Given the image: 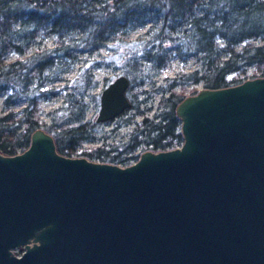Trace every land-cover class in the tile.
<instances>
[{"label": "water", "instance_id": "water-1", "mask_svg": "<svg viewBox=\"0 0 264 264\" xmlns=\"http://www.w3.org/2000/svg\"><path fill=\"white\" fill-rule=\"evenodd\" d=\"M127 85L101 89L96 122L129 107ZM174 113L180 144L125 164L62 155L41 128L0 153V264H264V75Z\"/></svg>", "mask_w": 264, "mask_h": 264}, {"label": "trees", "instance_id": "trees-1", "mask_svg": "<svg viewBox=\"0 0 264 264\" xmlns=\"http://www.w3.org/2000/svg\"><path fill=\"white\" fill-rule=\"evenodd\" d=\"M147 21L144 37L123 42L121 34L127 28ZM41 28L53 35V44L35 46L24 54L33 43L34 31ZM110 41L124 45V54L117 61L128 80L129 106L137 113L143 112L138 109V92L133 87L160 73L172 53L182 58L195 56L201 68L164 77L163 83L153 88L159 93L154 110L150 115L141 114L123 139L109 144L114 153L106 151V143L101 141L88 148L79 145L94 140L98 132L92 116L84 118V91L92 85L80 79L81 66L71 90L62 92V105L47 113L48 123L38 118L37 106V96L54 93L42 86L73 61L71 50L108 48ZM6 51L14 54L9 61L3 59ZM139 60L146 62L149 73L139 69ZM263 75L264 0H0L1 103L8 106L24 95L29 97L28 114L21 113L17 119L13 111L0 114V153L13 154L16 147L23 150L29 133L40 127L52 136L62 155L125 164L130 158L125 155L137 145L164 150L180 144L174 106L197 90H186L184 85L216 88ZM130 117L122 121L128 123ZM132 156L134 159L137 154Z\"/></svg>", "mask_w": 264, "mask_h": 264}, {"label": "rangeland", "instance_id": "rangeland-1", "mask_svg": "<svg viewBox=\"0 0 264 264\" xmlns=\"http://www.w3.org/2000/svg\"><path fill=\"white\" fill-rule=\"evenodd\" d=\"M149 26V22H145L140 26L137 27H130L127 28L124 33L121 34V37L124 41H134L140 37H144V34L147 30V27ZM54 38L51 34L43 33V28L37 29L34 31V37H33V43L26 47L25 54L30 53V51L35 46H48L50 47L53 44ZM110 45L108 48L105 46H98V48L95 51L88 52L87 50H79V49H73L71 50V54L74 55L73 61L62 71H60L59 74L49 78L44 85L42 86V89L47 90H57L52 95L45 94L41 96H37V106L39 108L38 110V118L42 120L45 123H48V116L47 113L51 112L56 106H58V103L61 100L62 91H65V88L60 90L58 87L63 84L64 81H74V76L76 72L78 71V67L83 65L87 61L88 71L91 75V80L95 82V85L93 88L88 89V95H93L95 92L98 91L100 83L105 77H111L112 74L117 72V70H112L110 67L105 66L104 62H113L117 61V58L119 55L124 54L121 47L124 45L121 42H109ZM128 50H131V46L129 44ZM113 51H115V55H113ZM14 57V54L12 52L6 51L3 54V59L5 61H9ZM92 62H96L93 64ZM140 64V70L143 73H149L150 70H148L146 62H142L139 60ZM201 69L199 62L195 56H186V57H178L175 53H172L167 59L164 69L156 74L149 77H145L143 81L139 85H135L133 87L134 91L138 92L137 95V101H140L138 103V109L142 111L143 113H137L133 110L130 106L127 107L122 114H120L119 118L124 117H130L128 124H121L119 128L115 129L116 131L113 132V134L106 133L109 129L108 126H101V132H96L94 134V140L91 141H82L79 143V145L83 147H92L94 145H97L100 141L105 142V148L112 143V141L117 139H123L128 133V130L131 129L134 125V123L138 122L141 119V114L150 115L151 112L154 110L155 103L158 99L159 93L157 91H154L153 88L156 85L162 84L164 77H172L173 75H176L180 72H191L194 70ZM86 71V69H85ZM84 70L80 73V79L83 80V76L85 75ZM190 87H194L195 89H199V84H186L184 85V88L188 90ZM131 91V90H130ZM188 91H186L187 93ZM188 95V93L186 94ZM2 95L0 94V114L6 113L7 111H13L14 118L17 119L21 115V109L23 107L24 100L22 98H19L15 100L11 105L3 106L1 103ZM83 100L87 103V108L84 111V118H89L92 114V107H93V101L89 96H85ZM117 117L115 120H119ZM115 133V134H114ZM93 135V134H92ZM103 137V138H101ZM15 151H21L18 147L15 148ZM129 154H131L129 152ZM129 154H126L125 156L130 157ZM134 154V153H133Z\"/></svg>", "mask_w": 264, "mask_h": 264}, {"label": "flooded vegetation", "instance_id": "flooded-vegetation-1", "mask_svg": "<svg viewBox=\"0 0 264 264\" xmlns=\"http://www.w3.org/2000/svg\"><path fill=\"white\" fill-rule=\"evenodd\" d=\"M98 48V47H97ZM97 48H94V49H85V50H87L88 52H91V51H95ZM25 54V53H24ZM113 55H115V51H113ZM85 63L83 64V65H81V71H83L84 70V76H83V79H85V80H88V82L87 83H89V84H91L92 86L91 87H89V88H87L85 91H84V93H85V96H89L90 98H91V100L94 98V97H97V101H93V107H92V109H93V111H92V114L90 115V117L92 116V120L93 121H95V115H96V111H97V109H98V97H99V93H100V91H101V89L103 88V87H105L106 85H107V83H109L113 78H115L117 75H119V74H121V68H120V66H119V64H118V61H116L115 63H110L109 65H105V66H107V67H110V69H112V70H117V72L115 71V73L114 74H112V76L111 77H105L103 80H102V82L100 83V86H99V89H98V91L97 92H95L93 95H88L89 93H88V89H91V88H93L94 87V85H95V82L93 81V80H91V75H90V73H89V71H88V67H89V65H87V61H84ZM93 64H95L96 62H92ZM80 67V66H79ZM79 67H78V69H79ZM85 69H86V71H85ZM62 71V70H61ZM60 72H58L57 74H59ZM76 73H78V71L76 72ZM56 74V75H57ZM80 77V76H79ZM71 85H72V82L71 81H69V80H67V81H64L63 82V84L61 85V86H59L58 88L60 89V90H62V89H64L65 88V91H62V92H66V91H70L71 90ZM51 91H53L54 93L57 91L56 89L55 90H51ZM127 94H128V92H127V90L125 89V95H126V97H127ZM52 95V94H51ZM84 96V97H85ZM22 99L24 100V105H23V107H22V115L24 116V115H26V114H28L29 113V111H28V106H29V97L28 96H26V95H24L23 97H22ZM62 100H63V94L61 95V100H60V102L58 103V106L61 104L62 105ZM127 100L129 101V98L127 97ZM129 105H130V102H129ZM57 107V106H56ZM55 107V108H56ZM126 109V108H125ZM124 109V110H125ZM124 110L123 111H121L119 114H117V115H115L114 117H112V118H110V119H107V120H104V121H100V122H96L97 124H98V132H101V130H99V129H101V126H108L109 127V129L107 130V132L106 133H108V134H113V132H115L116 130L115 129H117V128H119L120 127V125L121 124H128V123H125V122H123L122 121V119L121 118H119L120 117V114H122L123 112H124ZM119 118V120H115L116 118ZM48 121H49V118H48ZM37 128H40V127H37ZM90 131H92V130H90ZM102 133V132H101ZM115 134V133H114ZM101 138H103V137H101ZM99 144V143H98ZM98 144L97 145H94V146H98ZM105 150L106 151H109V153H114L113 152V150H110V145H108L106 148H105ZM144 150H151V149H141L140 148V146H135L134 148H133V150L132 151H130V153L131 154H129V156H130V158L131 157H133L132 156V154L133 153H135V154H139L140 152H142V151H144ZM19 152V151H18ZM15 153H16V151H15ZM127 157V156H126ZM22 251H23V247L22 246H17V247H13V248H11L10 249V252L14 255V256H19L21 253H22Z\"/></svg>", "mask_w": 264, "mask_h": 264}, {"label": "built area", "instance_id": "built-area-1", "mask_svg": "<svg viewBox=\"0 0 264 264\" xmlns=\"http://www.w3.org/2000/svg\"><path fill=\"white\" fill-rule=\"evenodd\" d=\"M132 161H133V158H129V159H128V162H132Z\"/></svg>", "mask_w": 264, "mask_h": 264}]
</instances>
